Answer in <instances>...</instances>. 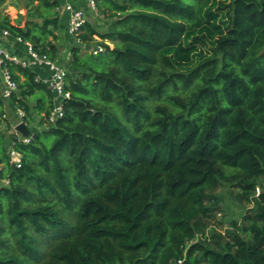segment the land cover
Listing matches in <instances>:
<instances>
[{
  "label": "trees",
  "instance_id": "trees-1",
  "mask_svg": "<svg viewBox=\"0 0 264 264\" xmlns=\"http://www.w3.org/2000/svg\"><path fill=\"white\" fill-rule=\"evenodd\" d=\"M60 1L0 10V30L55 62ZM96 7L106 23L75 36L54 125L37 127L53 94L3 59L17 89L0 94V264H264V0Z\"/></svg>",
  "mask_w": 264,
  "mask_h": 264
},
{
  "label": "built area",
  "instance_id": "built-area-1",
  "mask_svg": "<svg viewBox=\"0 0 264 264\" xmlns=\"http://www.w3.org/2000/svg\"><path fill=\"white\" fill-rule=\"evenodd\" d=\"M64 10L68 12V33L71 36H76L79 33V30L85 24L86 15L83 9L75 7L71 0H62ZM85 6L88 11L92 13L97 12L96 0H85ZM58 9V8H57ZM3 36H8L6 31H3ZM20 41V39H18ZM28 44V43H27ZM111 46L109 43H107ZM104 51L103 47H98L96 50H93V54L96 55ZM28 61L21 62L16 57H9L4 51L0 50V66L2 67L3 79L5 82V87L2 91V97L4 99H9L12 92H15L17 89L16 84L10 79L8 71L4 68L3 59H7L11 62L21 64L22 66L30 65H41L50 73V76L47 79L39 80L44 84V86L53 94L52 97V109L44 123V127L54 125L60 118L63 116V102L69 98V93L66 91V82H67V71L61 65L56 62H52L46 58V56H40L34 52L31 48V45L28 44ZM17 117L19 123H26L23 121L24 113L20 110L17 112ZM27 126V125H26ZM13 133L17 136L16 139L20 140L23 144H29L31 140V133L28 137H22L19 133L15 131V126L12 127ZM9 163L16 168L20 167L21 156L13 148L8 149ZM2 167L0 166V173ZM7 180H0V184H7Z\"/></svg>",
  "mask_w": 264,
  "mask_h": 264
},
{
  "label": "crops",
  "instance_id": "crops-1",
  "mask_svg": "<svg viewBox=\"0 0 264 264\" xmlns=\"http://www.w3.org/2000/svg\"><path fill=\"white\" fill-rule=\"evenodd\" d=\"M71 3L77 7L83 9L85 12V15H89V11L86 9L85 6V0H71ZM1 10V8H0ZM24 10V9H23ZM58 17H59V30L56 32L57 35V42L56 45L58 46V58L55 61L57 64L61 65V63L65 62L67 63V68H71L70 66V50L71 47L77 43L74 36H71L68 33V19L69 14L64 10L62 0L60 1V4L58 6V9H56ZM20 14V13H19ZM22 15V14H21ZM87 21V20H86ZM3 30H0V50L4 51L9 57H16L21 62H27L28 61V44L23 43L19 41L18 39H14L11 36H3ZM28 68H30L35 74L37 80H43L47 79L50 76L49 71L47 68L41 66V65H26ZM5 87V82L3 79L2 74V67L0 66V94H2V91ZM9 100V99H7ZM14 115L17 117L18 110L13 109ZM7 118L9 119L10 112L7 113ZM18 118V117H17ZM36 121V120H35ZM12 124V122L10 121ZM19 123V120L12 124L13 126H16V124ZM12 126V127H13ZM11 135L14 138H17V136L13 133L11 130Z\"/></svg>",
  "mask_w": 264,
  "mask_h": 264
},
{
  "label": "rangeland",
  "instance_id": "rangeland-1",
  "mask_svg": "<svg viewBox=\"0 0 264 264\" xmlns=\"http://www.w3.org/2000/svg\"><path fill=\"white\" fill-rule=\"evenodd\" d=\"M24 4H25L24 0H0L1 10L5 14L9 15L12 20L17 17L18 13H20L22 15L25 14V11L23 10ZM86 20L88 22H90L91 24H94V25H103L106 23V21L97 12L92 13L89 11V15L86 16ZM61 66L63 68H65V70L67 72L70 71V69L67 68V63L63 62V63H61ZM8 109L9 108H7V113H9ZM9 120L13 124L18 121V118L14 115V112H12V111H10ZM37 127L40 130L44 128V126H42V127L37 126ZM29 128L32 129V127H29ZM227 192H228V188H225V189H218L215 193L219 194L220 198L222 199V203L227 204L230 207L231 214L237 215V213L239 212V208H238V206L236 204V200L234 198L235 189L233 190L234 193L232 196H229L227 194ZM221 218H222L221 215H217L216 219L210 222V224H211L210 227L211 228L214 227L218 232H221V231L223 232L224 228L227 226V225H219L218 224V222L221 220Z\"/></svg>",
  "mask_w": 264,
  "mask_h": 264
},
{
  "label": "water",
  "instance_id": "water-1",
  "mask_svg": "<svg viewBox=\"0 0 264 264\" xmlns=\"http://www.w3.org/2000/svg\"><path fill=\"white\" fill-rule=\"evenodd\" d=\"M261 53H264V48L262 49ZM15 131L22 137H28L30 135V131L24 123H20L15 126Z\"/></svg>",
  "mask_w": 264,
  "mask_h": 264
}]
</instances>
